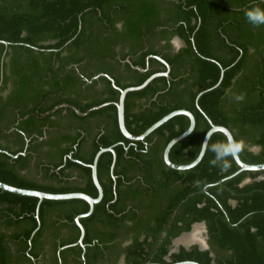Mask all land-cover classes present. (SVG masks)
I'll use <instances>...</instances> for the list:
<instances>
[{
	"label": "trees",
	"instance_id": "16d2710c",
	"mask_svg": "<svg viewBox=\"0 0 264 264\" xmlns=\"http://www.w3.org/2000/svg\"><path fill=\"white\" fill-rule=\"evenodd\" d=\"M253 2L0 0V41L6 42H0V182L94 198L89 165L100 148L115 153L112 174V154L98 158L103 196L79 219L82 246L75 244L74 219L87 203L42 200L36 219V198L0 190V225L12 231L0 230V264H44L39 238L46 222L57 233L50 264H68L66 257L74 264H115L120 255L124 264H264V170L216 183L238 169L231 157L227 171L210 163L211 144L225 140L221 133L195 167L169 169L163 149L186 130L187 117L175 116L143 141H130L118 129L115 106L118 89L165 72L159 57L168 77L126 94L127 131L139 135L185 109L196 130L171 148L172 163L196 158L210 128L206 117L245 141L242 162L264 163V26L253 27L244 15ZM255 3L264 8V0ZM173 37L182 42L177 51ZM201 222L209 250L179 248L165 260L171 241ZM62 229L66 236L58 235Z\"/></svg>",
	"mask_w": 264,
	"mask_h": 264
},
{
	"label": "water",
	"instance_id": "95a60500",
	"mask_svg": "<svg viewBox=\"0 0 264 264\" xmlns=\"http://www.w3.org/2000/svg\"><path fill=\"white\" fill-rule=\"evenodd\" d=\"M0 42L6 44V42H3V41H0ZM155 59H157L159 62H161L165 66V68H166L165 72L155 73V74L150 75L143 83H141L138 86L127 87V88H124V89H118L117 87H115L113 81L111 80L112 86L114 88L118 89V91H119L118 101L115 104L118 129H119L121 135L124 138H126V139H128L130 141H143L146 136H148L150 133H152L155 129L160 127L162 124H164L169 119H171V118H173L175 116H179V115L187 117L188 126H187L186 130L184 132H182L181 134H179V135L173 137L172 139H170L167 142V144L165 145V147L163 149V152H162V160H163V162H164L166 167H168L169 169H172V170H176V171H185V170H188V169H191V168L195 167L201 161V159L203 158L204 155L199 159V162H197V159L195 158L190 163L180 165V164L172 163L169 160V152H170L171 148L178 141L184 139L185 137H187L189 135L187 133V130L189 129V127H192V126L195 127V119H194V116L192 115L191 112H189V111H187L185 109H179V110L171 111L168 114H166L163 117H161L160 119H158L153 124H151L141 134L136 135V136L130 134L127 131L126 127H125V123H124V100H125L126 94L128 92L138 91V90L143 89L155 77H158V76L168 77L169 66L167 65V63L164 60L160 59L159 57H155ZM139 71L143 72L144 70L143 69H139ZM221 76H222V71H221ZM221 76L219 78V81L221 79ZM202 93L203 92H200L195 98V103H196V107L197 108H199L198 105H197V100L202 95ZM105 105H106V103L102 104V105H99V106H95L92 109H98V108H101V107H103ZM75 112L77 114H79V112L77 110H75ZM206 119H207V121H208V123L210 125V128L207 130V132L210 129L215 128L216 129V133H221V134H223L224 137H225V134H224V132L221 131V129H223L227 133L231 134L230 131L227 128H225L223 126H219V125H214V124L211 123V121L207 117H206ZM207 132L203 136L201 145L204 142V139H205V136H206ZM200 151H201V147L199 149V152H198L197 156H199ZM104 152H110L112 154V162H111V165H110V173L111 174H112L113 166H114V163H115V153H114L112 147L100 148L96 152V154L94 155L92 163H91V165H89L90 171H91V180H92V183H93V185H94V187H95V189L97 191V195L94 198L90 197L87 194L81 193V192H71V193H62V194L46 193V192H42V191H39V190L23 189V188L14 187V186L5 184L3 182H0V190L1 191H5V192H9V193H12V194H16V195H19V196H27V197L36 198L38 200L37 201L36 210H35V217L36 218L38 216V207H39V204L41 203L42 200H72V199H77V200H82L85 203H87L88 210L86 212L82 213V214L77 215L75 217V219H74V223L79 228V231H80L79 238H78L76 244H79L80 246H82V239H83V236H84V229H83L82 225L80 224L79 219L88 217L92 213L94 205L99 203L101 201V199H102L103 193H102V188H101V186H100V184L98 182V179H97L96 166H97V161H98L99 156L102 153H104ZM11 157H16V155H13ZM233 161L236 164V166L238 167V169L234 173L230 174L229 176H227L225 178H222L221 180L217 181L216 183H221L222 181H224V180H226L228 178H231V177L237 175L238 173H240L242 171H253L254 172V171H262V170H264V163H262V164H246V163L242 162L239 157L237 159L233 160ZM200 224L204 227V223L203 222H201ZM200 248H201V250H206L208 248L207 244H206V237L203 238V246H201ZM174 264H197V263L191 262V261H183V262H178V263H174Z\"/></svg>",
	"mask_w": 264,
	"mask_h": 264
},
{
	"label": "clouds",
	"instance_id": "9594fccd",
	"mask_svg": "<svg viewBox=\"0 0 264 264\" xmlns=\"http://www.w3.org/2000/svg\"><path fill=\"white\" fill-rule=\"evenodd\" d=\"M246 21L253 27L264 26V8L260 7L259 4L255 3L245 9L244 12ZM238 100L243 99L242 96L237 97ZM195 127H189L187 133L195 131ZM225 134V140L217 141L212 143L210 150L214 153V159L210 161L213 166H219L221 171H227L230 167L229 157L233 160L237 159L242 151L245 149V141L243 139L237 140L233 135L227 133L225 130L221 129ZM216 133V129H210L202 143L201 151L199 156L196 157L197 162L199 159L209 150V140Z\"/></svg>",
	"mask_w": 264,
	"mask_h": 264
},
{
	"label": "flooded vegetation",
	"instance_id": "af4514ba",
	"mask_svg": "<svg viewBox=\"0 0 264 264\" xmlns=\"http://www.w3.org/2000/svg\"><path fill=\"white\" fill-rule=\"evenodd\" d=\"M170 44H171V46L173 48V51H177L182 46V42L177 37H173L171 39V41H170ZM144 146H148V144L145 143ZM2 152H5V151H2ZM12 158H14V157H12ZM36 219H38V216H37ZM48 225H49V223L47 224V222H46V225L42 229V233H41V236L39 238L40 247L42 249V253H41V255L39 257H42V256L44 257V259L46 260L44 262V264H50L49 262H51V259L53 258V254L51 252V247L53 246V244H52V235H56L57 234L56 231L51 230V228ZM37 229H38V227L33 231V233ZM0 230L2 232H7V233H11L12 232L11 229L5 228L4 226H1V225H0ZM67 234H68V231L65 230V229H62L61 232L58 233V235H60V236H66ZM206 240H207V236H206ZM56 241L57 242L59 241L58 238L56 239ZM202 241H203V238H202ZM28 242H30V239H29ZM128 243H129V241H127V240L126 241H122L121 247L126 246ZM198 243L202 244V242H198ZM64 247L65 246L59 248L58 253H59V251L64 249ZM191 247L192 246H190V245L189 246L188 245H186V246L180 245V247L179 246H175L173 244V240H172L170 245H169V249H168L167 255H166V257L164 259L169 261L168 257L171 254L176 253L179 250V248H184V249L188 250ZM197 248H198V250L201 251V248L199 246ZM210 256L213 257V253L212 252L210 253ZM70 259H71L70 257H66V261L68 262V264H74ZM32 261H33V264L42 263L41 261H39V262H35V260H32ZM58 264H61V260L58 261ZM115 264H124L123 263V255H120V257L118 258V260H117V262Z\"/></svg>",
	"mask_w": 264,
	"mask_h": 264
},
{
	"label": "crops",
	"instance_id": "0c3cea01",
	"mask_svg": "<svg viewBox=\"0 0 264 264\" xmlns=\"http://www.w3.org/2000/svg\"><path fill=\"white\" fill-rule=\"evenodd\" d=\"M182 47V46H181ZM180 47V48H181ZM21 154H23V153H21ZM261 179H263L262 177H259V178H257V179H255L256 181H259V180H261ZM250 182V180L249 179H246V180H244L243 181V185L244 184H247V183H249ZM198 225H201L200 223H195V224H193L192 225V227H191V230L189 231V232H183V233H180L176 238H174L173 239V244L175 245V244H177V242L180 240V239H182L184 236H186V235H188V234H190V232L192 233V230L195 228V227H197ZM201 227H202V229H204V233H206V228H205V225H204V227L201 225ZM193 231H196V230H193ZM207 236V235H206ZM202 237V236H201ZM203 238V237H202ZM76 244V243H75ZM206 244H207V249L206 250H209V245H208V243H207V240H206ZM180 245L181 244H179V245H177V246H179L180 247ZM196 246V247H201V246H203V245H199L198 243H195V242H193V243H191V244H188V246ZM176 246V245H175ZM182 247V246H181ZM206 250H201V251H206Z\"/></svg>",
	"mask_w": 264,
	"mask_h": 264
},
{
	"label": "rangeland",
	"instance_id": "374dc122",
	"mask_svg": "<svg viewBox=\"0 0 264 264\" xmlns=\"http://www.w3.org/2000/svg\"><path fill=\"white\" fill-rule=\"evenodd\" d=\"M193 230H196V231H193ZM193 230H192V233L190 232V234L184 236L175 245L177 246V245L181 244L183 246H186V245L191 244L193 242L198 243L197 241L194 240V236H193L194 232H196L198 234L200 233V236H202L203 238L206 237V233H204V229H202L201 225H198ZM198 244L200 245V243H198Z\"/></svg>",
	"mask_w": 264,
	"mask_h": 264
},
{
	"label": "bare ground",
	"instance_id": "6f19581e",
	"mask_svg": "<svg viewBox=\"0 0 264 264\" xmlns=\"http://www.w3.org/2000/svg\"><path fill=\"white\" fill-rule=\"evenodd\" d=\"M193 236H194V240H195V241H197V242H202V244H200V245H203V241H202V238H201V236H200V233L198 234V233L194 232V233H193Z\"/></svg>",
	"mask_w": 264,
	"mask_h": 264
}]
</instances>
